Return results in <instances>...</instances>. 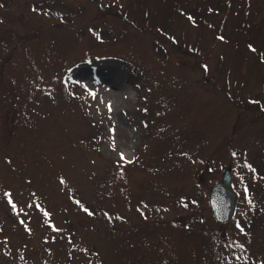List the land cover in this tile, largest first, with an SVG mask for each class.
<instances>
[{"label":"rangeland","instance_id":"374dc122","mask_svg":"<svg viewBox=\"0 0 264 264\" xmlns=\"http://www.w3.org/2000/svg\"><path fill=\"white\" fill-rule=\"evenodd\" d=\"M0 264H264V0H0Z\"/></svg>","mask_w":264,"mask_h":264},{"label":"water","instance_id":"95a60500","mask_svg":"<svg viewBox=\"0 0 264 264\" xmlns=\"http://www.w3.org/2000/svg\"><path fill=\"white\" fill-rule=\"evenodd\" d=\"M229 167L223 171L219 182L214 183L208 193L209 208L212 216L219 222H227L234 210L235 193L231 189Z\"/></svg>","mask_w":264,"mask_h":264},{"label":"bare ground","instance_id":"6f19581e","mask_svg":"<svg viewBox=\"0 0 264 264\" xmlns=\"http://www.w3.org/2000/svg\"><path fill=\"white\" fill-rule=\"evenodd\" d=\"M98 72H99L98 74L100 75V80L102 82L108 83L109 84V88H111V89H119L120 93L117 95V97L115 99L117 103H119L123 98H125L124 97L125 94L122 93L124 88L121 86V83L119 81L114 80V79L110 80V78L108 76H106L104 72H101V71H98ZM76 75L85 77V74H84L83 70L82 71L81 70L77 71Z\"/></svg>","mask_w":264,"mask_h":264},{"label":"trees","instance_id":"16d2710c","mask_svg":"<svg viewBox=\"0 0 264 264\" xmlns=\"http://www.w3.org/2000/svg\"><path fill=\"white\" fill-rule=\"evenodd\" d=\"M15 204V203H14ZM7 261H9V260H7ZM23 262V261H22Z\"/></svg>","mask_w":264,"mask_h":264}]
</instances>
